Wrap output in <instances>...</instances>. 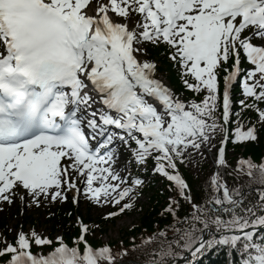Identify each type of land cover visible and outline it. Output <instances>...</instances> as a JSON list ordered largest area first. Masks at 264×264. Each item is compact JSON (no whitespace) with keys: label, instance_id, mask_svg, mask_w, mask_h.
Here are the masks:
<instances>
[{"label":"snow or ice","instance_id":"1","mask_svg":"<svg viewBox=\"0 0 264 264\" xmlns=\"http://www.w3.org/2000/svg\"><path fill=\"white\" fill-rule=\"evenodd\" d=\"M146 43L168 47L184 87L204 93L200 102H185L156 78L155 63L141 59ZM242 57L252 66L244 70L242 94L264 102V0H0V203L12 204L16 189L37 206L42 197L63 201L65 190L80 191L75 174L84 177V194L93 202L99 204L103 197L107 203L111 197L119 204L131 189L110 183L125 182L111 168L116 142H134L136 162L153 158L155 171L190 201L177 161L183 163L189 149L214 146L219 130L224 137L217 166H227L225 125L233 115L230 90L241 75ZM221 71L226 75L223 124H218ZM240 103L255 108L264 124V110ZM241 127L232 133L233 143L257 140L255 126ZM239 164L247 166L249 176L258 167L257 183L264 186V164ZM211 184L217 194L208 202L211 207L193 205L194 223L177 246L197 257L217 246L242 244V264H264V242L256 243L251 231L264 228V192L259 203L245 206L236 198L239 190H230L219 174ZM131 207L126 203L120 211ZM167 211L175 216L171 205ZM114 215L118 213L109 214ZM212 228L222 235L205 239L204 231ZM80 230L75 243L83 244V252L58 239L49 255H34L33 243L53 242L33 231L30 237L18 234L15 245L5 242L0 257L10 255L8 264H114L108 247L88 245L83 222ZM173 254L169 244L153 264H165Z\"/></svg>","mask_w":264,"mask_h":264},{"label":"trees","instance_id":"2","mask_svg":"<svg viewBox=\"0 0 264 264\" xmlns=\"http://www.w3.org/2000/svg\"><path fill=\"white\" fill-rule=\"evenodd\" d=\"M145 53L147 58L156 63L158 72L164 73L177 94H183L187 101L200 102L203 99L204 93L196 94L188 91L182 82L178 66L169 59L170 51L164 44L153 45L151 43L145 44ZM243 58V57H242ZM244 65H249L243 60ZM222 71L220 72V75ZM219 75L220 88L221 78ZM241 101L246 104H255L261 110H264V102L255 101L252 97H244L242 94L241 84L235 87L231 98V111L229 123L225 125L229 133V143L227 149L232 150V156L226 155L227 166L224 167V183L230 190L238 189L240 196L237 199H242L245 206H252L259 203V195L264 192V186L257 183L258 167L253 169L252 176L247 174V166L243 168H236L235 160L239 158L244 161H251L252 164L260 166V160L264 156V124L258 122L259 117L255 108H242ZM220 103V102H219ZM239 113V116L235 115ZM217 123L223 124L220 120V109L217 113ZM255 126L256 128V141H248L243 143H233L232 133L241 127L244 131L248 126ZM219 138L223 134L217 130ZM155 155V154H154ZM184 162L177 161V171L182 175L188 185L185 190V195H190L191 200L185 199L180 195V192L174 189L170 184L166 183L164 179L154 178L151 176L147 182L142 186V189L148 194V205H141L138 210V223L132 225L127 231L120 232V240H112L103 243L101 239L94 238L96 230L106 233V225L110 222L106 219H94L91 214V207H86V215L82 216L81 208L75 207L72 202L67 198L66 202L57 201L49 206L46 211L45 223L49 228L50 237L59 233L62 237L64 244L68 247H79L77 245L78 225L76 223V216H80L83 222L88 224L87 240L95 247L107 245L111 250L113 257H115L114 264H153V261L160 260V252L162 249L167 250L171 244L172 256L165 257V264H242L244 259L242 244L233 248L227 245L217 246L209 251L204 252L197 257H193L191 252L185 250L181 246H177L176 241L179 240L180 235L185 229H189L190 225L194 223L192 215L194 212L193 205L209 206L208 202L217 195L213 191L211 184L212 167L206 159L200 158L197 162V172H193L189 165L188 155L184 154ZM156 165L153 158L149 157L144 163V167L139 168L132 164V171H143L147 175V169L152 165ZM172 172L171 169H167ZM137 175V174H136ZM223 183V181H221ZM175 212L167 211L169 206ZM166 208V209H164ZM79 211V212H78ZM222 214V210L215 211ZM223 215V214H222ZM10 216H14L10 214ZM224 219H228L227 215H223ZM113 223V221H111ZM31 224L33 227L36 225L31 215L23 218V227ZM8 221L6 216L0 218V228L7 229ZM197 228L202 226L198 223ZM176 229H180L177 232ZM207 239L220 238L222 233H218L214 228L209 229ZM165 233L161 236L160 233ZM255 236L256 243L264 242V228L257 230ZM199 234V233H198ZM9 233H6L8 236ZM13 237H11L12 239ZM15 243V240L12 239ZM147 242V243H146ZM183 241H179L183 245ZM57 244L53 242L51 246L44 247L32 246V252L39 253L40 255H49ZM121 248V249H120ZM120 249V251H119ZM187 255L186 259H181ZM4 258L0 257V261Z\"/></svg>","mask_w":264,"mask_h":264},{"label":"rangeland","instance_id":"3","mask_svg":"<svg viewBox=\"0 0 264 264\" xmlns=\"http://www.w3.org/2000/svg\"><path fill=\"white\" fill-rule=\"evenodd\" d=\"M93 2H95V0H93ZM254 44H260L259 40H254L253 41ZM146 55L144 53V55L141 57V59H146L145 58ZM150 62H152L151 60H149ZM154 63V62H153ZM161 76V78L163 80L166 81V83H168L167 79L165 78V74L164 73H160L159 77ZM168 88L171 89L169 87V85L167 84ZM182 100H184L182 97H178ZM219 143L217 134H214V139L212 141V145H208V146H204L205 150L210 152L207 153L206 151L202 150V153L200 155V153H197V151H192L189 152L187 151V155H188V159H189V165L190 168L192 169L193 172H197V162L200 158H205L208 163L213 166L214 163L216 161L215 157H213L212 153L213 151L216 149L217 145ZM116 146H117V150H116ZM115 154H116V158L117 161L114 165V173H117L120 177L121 180L125 181L124 183H121L120 181H116L115 184H119V190H123L124 188H129L127 183L131 180V177L129 176V167L125 158V153H126V149H125V145L121 142H116L113 145ZM210 150V151H209ZM204 151V153H203ZM118 152V153H117ZM212 155V156H211ZM228 155L232 156V150H228ZM213 157V158H212ZM74 174H73V178L74 179ZM223 177V168L220 169V176L219 178ZM76 186H79V184L76 183ZM83 186V183H82ZM18 191H16L18 194L16 196H14L13 198V203L12 204H8L7 202H3L0 203V218L5 215L6 219L8 221V226L7 229L5 228L4 230L0 229V244L2 245V247L5 246V242L8 244H12L11 241L9 240L10 237L13 238H17L18 234L20 233H24L26 236L30 235L33 231L36 232L37 234H39L42 238H51L53 239V237L49 235V228L48 225L45 223L44 218L46 217V211L49 208L50 204H51V200L49 199H44L43 197L41 198L40 204L39 206H37L36 204L32 203V198L29 196L25 195L24 190L22 189H17ZM73 191L74 189H72L71 191H69L71 193V195H73ZM85 191V190H84ZM84 191L79 192V194L77 195L76 200V205L78 203L77 206H80L81 210H82V216H85L86 210H85V205L86 204H90L91 205V214L92 217L94 219H98L101 217H104L108 214H110L113 210L115 209H121V207L127 203V199L132 200L133 199V195L130 192L129 196L126 197L123 201H121V203L119 204H115L114 202H112L111 197L108 198L109 202H104V198H101V202L99 204L93 202L91 199H89L87 196H85ZM68 192V190H65L64 193ZM24 195L25 198L23 200L20 199V196ZM80 195V196H79ZM113 196H116L117 193H113ZM148 194L147 192L143 193L140 198L134 202V204H136V206L138 205H148ZM136 210V208L134 209ZM79 212V211H78ZM137 213V212H136ZM135 211H133V213H131L130 215H119L116 216L114 219L113 223H109L108 225H106V233L103 234L100 231H95L93 237L94 238H99L102 240V242H108V241H112V240H120V232L121 231H127L131 228V226L135 223H138V214H136ZM10 214H13L14 216H10L9 218H7ZM31 215L32 219L35 222V226L33 227L31 224L26 226V229L22 226L23 225V218L26 217L27 215ZM9 230H11L10 232H8ZM9 233L8 236H4V234ZM54 236L55 238H59V233H56ZM1 247V248H2ZM121 249V248H120ZM119 249V251H120ZM0 264H8L7 261H5L4 263H0Z\"/></svg>","mask_w":264,"mask_h":264},{"label":"water","instance_id":"4","mask_svg":"<svg viewBox=\"0 0 264 264\" xmlns=\"http://www.w3.org/2000/svg\"><path fill=\"white\" fill-rule=\"evenodd\" d=\"M206 233H207V232H205V233L203 234L204 238H206Z\"/></svg>","mask_w":264,"mask_h":264}]
</instances>
